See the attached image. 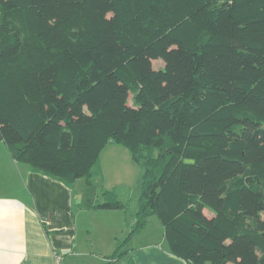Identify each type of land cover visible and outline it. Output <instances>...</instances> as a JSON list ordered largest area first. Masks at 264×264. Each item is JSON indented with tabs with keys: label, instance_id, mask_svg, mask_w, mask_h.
<instances>
[{
	"label": "trees",
	"instance_id": "16d2710c",
	"mask_svg": "<svg viewBox=\"0 0 264 264\" xmlns=\"http://www.w3.org/2000/svg\"><path fill=\"white\" fill-rule=\"evenodd\" d=\"M0 141L70 188L142 164L107 264L152 216L187 264H264V0H0Z\"/></svg>",
	"mask_w": 264,
	"mask_h": 264
},
{
	"label": "crops",
	"instance_id": "0c3cea01",
	"mask_svg": "<svg viewBox=\"0 0 264 264\" xmlns=\"http://www.w3.org/2000/svg\"><path fill=\"white\" fill-rule=\"evenodd\" d=\"M5 148L0 151V264H53L54 252L64 256L65 264H107L117 242L136 223L137 208L130 215L93 209L99 195L104 200L103 185L94 199L86 181L70 188L17 163ZM101 161L106 185L113 179L110 174L119 171L117 161L126 168L132 162L130 153L114 144L106 147ZM153 233L148 224L126 247L130 253L114 264H187L169 252L163 227H157V236Z\"/></svg>",
	"mask_w": 264,
	"mask_h": 264
},
{
	"label": "rangeland",
	"instance_id": "374dc122",
	"mask_svg": "<svg viewBox=\"0 0 264 264\" xmlns=\"http://www.w3.org/2000/svg\"><path fill=\"white\" fill-rule=\"evenodd\" d=\"M153 66L155 67V69L161 68L164 66V62L163 60H154ZM114 145H117V144H114ZM117 146L129 152L127 148L121 145H117ZM4 147H6V145L2 141H0V151H1V148L3 149ZM5 149H8V148L6 147ZM130 157H131L132 162H131V166L128 168L125 167L124 162L117 161V163L115 164V167L116 169H119V171L118 172L116 171L113 174H110V176L113 177V179H110L107 181V185H110V186H107L106 182H102L100 178L101 175H100L93 179L94 187L93 188L89 187L90 189L88 192L89 196H91L94 199H97L96 196L99 191L97 186L103 185L105 188H107L105 190H108V189L115 190L118 196H122V198L121 199L119 198V199L122 200L124 203L128 204V207H129V210L127 212L128 215H130V212L133 211V209L138 208V200L140 198V194L142 191L143 174H144V168L142 164L135 162L132 159L131 153H130ZM0 158H3V156H1ZM108 170L111 171L110 167H108ZM82 181H83L82 183H84V180ZM10 192L9 193L3 192V194H11ZM99 196H100V198H98L99 202H103L101 195ZM206 212L208 215H210L208 211ZM154 223H156V225H154ZM149 226H150V229L153 230L154 232L153 234L155 236H157V227L159 226L163 227L157 216H152L149 222ZM207 264H210V263H207Z\"/></svg>",
	"mask_w": 264,
	"mask_h": 264
},
{
	"label": "built area",
	"instance_id": "2783aa9c",
	"mask_svg": "<svg viewBox=\"0 0 264 264\" xmlns=\"http://www.w3.org/2000/svg\"><path fill=\"white\" fill-rule=\"evenodd\" d=\"M53 264H65L64 263V256L59 252H54L53 254Z\"/></svg>",
	"mask_w": 264,
	"mask_h": 264
}]
</instances>
